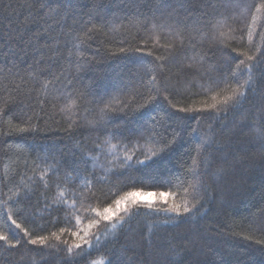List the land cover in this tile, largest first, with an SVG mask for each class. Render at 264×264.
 Here are the masks:
<instances>
[{"label": "trees", "instance_id": "obj_1", "mask_svg": "<svg viewBox=\"0 0 264 264\" xmlns=\"http://www.w3.org/2000/svg\"><path fill=\"white\" fill-rule=\"evenodd\" d=\"M261 133L264 0H0V264H264ZM166 141L153 170L173 186L136 187L167 196L115 229L114 211L91 255H70L76 216L95 219ZM209 153L230 165L206 169Z\"/></svg>", "mask_w": 264, "mask_h": 264}, {"label": "snow or ice", "instance_id": "obj_2", "mask_svg": "<svg viewBox=\"0 0 264 264\" xmlns=\"http://www.w3.org/2000/svg\"><path fill=\"white\" fill-rule=\"evenodd\" d=\"M251 59V57H249ZM241 64L244 63L243 60L240 61ZM154 79V78H153ZM243 86H238L235 89L232 90L231 94L226 96L221 103L223 104H229L232 105H238L244 98H245V91H242L241 88ZM212 108H216L217 105H212ZM181 111H188V109H181ZM18 131L20 132H27L30 131L28 127H21L18 128ZM262 136H264V133H261ZM173 140L171 143H174ZM170 142H164L163 146L159 149V151H153L151 152L144 160L137 159L136 164L143 165L144 168L142 171L145 173L143 179L137 180L136 178H131L130 184H129V190L123 191L122 194H117V198L113 200V202L105 207L103 211H99L97 209H92V211L95 213V219H90L86 226L80 227V225L83 223L79 216H76L74 221V226L78 229L75 231H72L69 233L74 239L75 243L71 244L67 251L71 255L74 249L80 250L77 255H91V252H85L84 249H92V239H91V230L98 226L100 221H107L111 222L113 220L112 212L115 210L117 214L116 223L112 224V228L115 229L117 227H122L126 223V219H131L133 215L139 214V209L141 207H145L148 209H153L154 205L151 202H144L140 200L138 197L142 195H155L156 193H144L143 190L139 187H136L138 183H143V180H149L152 181L153 187H165L169 188L173 186V182L168 179L166 176L161 175L160 172L154 171L153 168L157 164V162L161 159L163 154L167 151L169 147ZM212 141L209 138H205L202 142L201 148L197 150V156L201 155V152H207L208 149L211 147ZM113 148L115 145L112 146ZM126 159H129L126 157ZM220 163L222 165H230L229 157L226 155L221 156H213L211 153L207 155H203L201 159V163L205 166L206 169H211L214 163ZM193 164L196 165L197 161L194 159ZM133 165L129 164L128 167H132ZM217 177H222L224 175V168H220L215 173ZM198 191V189H197ZM161 197L165 196L166 194L164 192L158 193ZM72 208H75L76 205L73 204L71 206ZM195 207V205H192V207H189L187 204H176L173 203L171 207L164 209V211L169 213H175L177 216L187 214L192 211V208ZM156 211H160V209H156ZM123 212L124 215L120 216L119 213ZM15 223V221H13ZM19 227V225H17ZM64 229H61V232H64ZM27 234V232L25 233ZM55 235V234H54ZM3 239H7L6 237H0ZM59 239V237H57ZM48 240V237H38L37 239H32L30 242L32 244L37 243H46ZM96 243H99V238L96 237ZM91 264H97V262L92 261ZM103 264H115L112 260L104 261ZM145 264H153L152 261L146 260Z\"/></svg>", "mask_w": 264, "mask_h": 264}, {"label": "rangeland", "instance_id": "obj_3", "mask_svg": "<svg viewBox=\"0 0 264 264\" xmlns=\"http://www.w3.org/2000/svg\"><path fill=\"white\" fill-rule=\"evenodd\" d=\"M144 193H156L155 195H142L140 197H138L140 200L144 201V202H147V201H153L154 199H158L159 197L160 198H164L167 196V193H165L166 195L161 197L158 193H160L161 191H147V190H143ZM115 210H113L114 212ZM112 212V213H113Z\"/></svg>", "mask_w": 264, "mask_h": 264}]
</instances>
